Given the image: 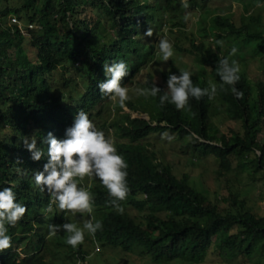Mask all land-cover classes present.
I'll use <instances>...</instances> for the list:
<instances>
[{"label":"trees","instance_id":"obj_1","mask_svg":"<svg viewBox=\"0 0 264 264\" xmlns=\"http://www.w3.org/2000/svg\"><path fill=\"white\" fill-rule=\"evenodd\" d=\"M12 1L19 2L0 11V190L14 185L17 202L27 208L15 226L6 224L15 246L24 242L25 258L19 260L17 251H5L0 264H16L17 259L19 264H48L44 258L49 246L48 226L65 223L66 211L57 209L55 204L51 212L46 211L50 196L36 186L34 173L42 171L48 160V133L57 139L65 138V130L73 125L80 109L91 120L95 119L93 123L106 137L114 130L117 138L129 142L115 143L128 163L129 192L119 202L124 212L119 214L112 208L107 190L100 183V188L91 192L94 213L97 211L93 216L102 221L103 228L94 237L85 231V240L147 257L146 261L154 264H198L211 248L229 261L255 254L264 257V216L256 215L237 192H230L220 201H210L191 184L188 174L175 175L171 165L159 160L157 152L142 143L151 134L167 131L176 141H184L181 149L185 153L190 150L191 156L199 160L214 158L218 162V178L231 171L232 158H236L239 167L251 174L253 180L260 178L264 182V84L258 83L254 94L249 81L239 74L236 87L244 93L243 99H237L228 85L222 89L216 67L218 60L226 56L221 54L215 38L212 52L204 42L195 44L193 35L174 33L177 24H170V16L166 21V14L170 15L175 0H0ZM194 1L188 3L187 13H193ZM87 11L95 12V18L87 19ZM9 15L16 19L23 15L27 24L18 21L25 27L26 35L11 21L7 24L5 19ZM246 20L236 25L231 15L215 16L211 23L226 35L243 37L238 39L237 46L258 41L262 49L264 33L254 32L252 27L264 23V19L249 16ZM167 24L175 52H188L194 59L181 67L169 64L158 71L157 81L146 72L142 87L156 85L164 90L170 73L187 70L192 73L194 86L206 88L209 81L202 74L204 68L217 85L216 96L200 100L190 97L194 115H189L170 103L160 107L162 91L157 97L150 96L155 101V116L151 117L155 126L128 116L118 123L105 121L100 110L107 108L111 100L98 89V84L106 79L103 64L123 60L128 75L121 84L131 85L151 53L145 52L148 41L155 42ZM29 25L32 27L28 28ZM149 27L153 32L150 37L144 35ZM211 32L207 31L205 37H213ZM184 40L189 42L188 48H183ZM26 45L34 51L33 58L28 55ZM79 86L83 91L77 89ZM132 103L133 100H128L126 107L134 110ZM215 106L222 108L230 122L239 123L241 132L227 127L219 136L214 134L209 123L216 117ZM190 132L196 135L190 137ZM33 135L37 147L44 151L40 161L31 159L23 142L25 137L31 142ZM17 159L22 163L17 164ZM17 168L21 170L19 173ZM220 202L228 206L221 208ZM59 245L63 247L55 252L62 253L60 264H64V259L68 264L86 260L87 251L82 244L75 249L66 241Z\"/></svg>","mask_w":264,"mask_h":264},{"label":"rangeland","instance_id":"obj_2","mask_svg":"<svg viewBox=\"0 0 264 264\" xmlns=\"http://www.w3.org/2000/svg\"><path fill=\"white\" fill-rule=\"evenodd\" d=\"M19 1H12L9 3L0 2V11L5 8H11L15 6ZM190 0H188V3ZM261 5L257 7V5ZM174 7L170 10V15L166 14V21L168 18L170 24L176 23L177 26L173 28L174 33L183 32L186 37L193 35L195 37V44L199 42H204L206 49L214 51V38L217 41H223V44H218L220 46L221 54L230 58L231 60H236L240 66V75H242L252 86L253 92L255 94V88L258 83L264 84V47L261 49V45L258 41L248 42V45L237 46L240 39L243 37L236 38L231 35H226L224 31L212 26L211 20L215 16H232L233 22L236 25H240L241 22H246L249 16L258 17L260 20L264 19V0L261 2L248 3L245 0L239 1L238 3L229 2L228 0H195L193 4V13H187V8L182 7L181 0H175L173 3ZM190 7V5H189ZM188 7V8H189ZM185 9V10H184ZM185 15L189 16L187 22L185 21ZM95 12H86L85 17L89 20L95 18ZM12 18H16L13 15L7 16V24ZM21 24H27L24 20L23 15L21 19H17ZM258 24V23H257ZM252 25V24H251ZM170 25L167 24L163 28V32L159 33L155 43L149 44L145 47V52H151L147 57L146 63L143 64L139 70V74L133 80L131 85H128L129 89V100H133L135 108L134 110L118 108L116 103L110 101L107 108H101V117L108 121L109 123H118L123 120L124 117L128 116L130 119H141L148 121L152 125H156L151 117L155 115V101L151 97L138 96L134 89L136 87H142L144 76L146 72H150L153 76L154 81L158 80V71L160 69H165L169 64L174 63L177 67L183 66V64H190L193 61L188 52H183L181 54L177 51L167 62L163 61L158 56V43L162 38H167L173 45L174 39L169 35L167 31ZM209 30H213L212 35L205 37V33ZM252 31L264 33V23L261 22L257 27H252ZM184 39V35H182ZM218 36V37H217ZM219 36L221 38H219ZM240 38V39H239ZM212 39V40H211ZM239 39V40H238ZM183 48H188L189 42L184 40L182 43ZM250 44V45H249ZM233 47L238 49L235 56H230L229 53ZM28 55L33 58L34 51L28 46H25ZM195 69V66H193ZM202 74H205V78L212 83L213 78L210 77L206 69L202 68ZM55 78H59L58 74H54ZM208 82V83H209ZM78 90L83 91L79 86ZM216 104V103H215ZM217 105V104H216ZM99 107V106H98ZM217 106H215L216 108ZM217 112L215 113V118L209 123L211 131L219 136L220 132L224 133L227 127L233 128L241 132V127L239 123L230 122L228 118L222 113V108L217 107ZM211 112V109H210ZM100 117V116H99ZM151 118V119H150ZM95 119H92L94 121ZM126 125L125 122H122ZM120 124V123H119ZM114 131V130H113ZM219 131V132H218ZM111 133V132H110ZM112 136V135H111ZM114 139V138H113ZM259 140L261 138L259 137ZM142 143L148 145L151 150L154 149L157 152V157L164 163H168L172 166L175 175L180 176L182 174H188L191 179V184L200 192H202L210 201H220L221 198H227L230 192H237L238 197L246 201L247 207L252 209V211L258 216H264V182L256 178L253 180L251 174L247 173L239 167L238 160L232 158L231 166L232 169L228 173H224L223 177H217L218 172V162L212 158L207 157L204 159H196L192 157L188 152H184L185 144L183 142L176 141L174 138L171 142L166 139H161L160 134L149 135ZM181 146L183 149H181ZM82 186L89 188L93 191L100 188V181L95 177H86L80 182ZM221 208L227 207L228 203H219ZM130 215L134 212L127 210ZM97 212V211H96ZM95 212V213H96ZM94 211L91 214H95ZM88 214L81 215L79 213L73 214L72 212H67L65 215V222H71L81 226L83 222L87 219H91ZM85 237H87L85 232ZM48 241V252L45 254L44 258L48 264H60L59 260L62 258L61 251L56 253L55 251L63 247L66 241V233L63 231L58 232L55 236H49ZM12 247L14 245L12 244ZM25 247L24 242L17 245V250L20 251ZM88 252V257L86 262L83 264H154L148 263L147 257L140 258L135 254H127L122 252L120 249H108L100 247L99 244H94L85 240L82 246ZM96 249H98L97 252ZM64 264H68L65 259ZM82 264V263H80ZM161 264H179V263H161ZM198 264H264V257L261 254H255L247 259L238 260H226L221 257L214 248H211L207 253L206 257Z\"/></svg>","mask_w":264,"mask_h":264},{"label":"clouds","instance_id":"obj_3","mask_svg":"<svg viewBox=\"0 0 264 264\" xmlns=\"http://www.w3.org/2000/svg\"><path fill=\"white\" fill-rule=\"evenodd\" d=\"M181 4L184 8L189 7L188 0H181ZM260 6L257 5V7ZM184 19L187 22L189 16L185 15ZM144 35L152 36V29L149 27ZM155 42L150 40L148 45ZM217 43L222 45L223 41H217ZM237 51L238 49L233 47L229 55L235 56ZM157 54L165 62L173 57V45L167 38L159 40ZM103 70L106 79L98 84L99 91L114 103H118L121 109H124L126 102L130 99L129 89L121 84V81L128 75L127 64L123 60L110 64L104 63ZM216 73L220 78L222 89L224 85H228L231 93L237 99H243L244 93L236 87L240 80V66L236 60L230 61L227 57L220 58ZM191 75L192 73L187 70H183L179 74L170 73L167 77L166 89L162 90L156 85H152L151 87H136L134 91L138 96L144 97H157L163 91V94L159 95L160 107L170 103L175 105L178 111H185L189 115H194L189 105V98L193 97L200 100L207 96L212 99L217 94V85L209 82V86L206 88L194 86ZM145 83L147 82L145 81ZM195 135V133H189L190 137ZM174 138L167 131L161 134V139H166L169 142ZM30 140L31 142H29V137H25L24 145L31 153V159L40 161L44 156V151L37 147L35 135ZM116 141L119 144L129 143L126 139L117 138L115 131L112 130L106 137L104 131L98 130L88 113L82 109L78 110L75 115L73 125L65 130V138L57 139L51 132L48 133L46 138L49 145L47 149L48 160L43 165L42 171L34 173L36 186L41 191H47L50 196L47 212H51L55 208L53 206L55 204L57 209L66 211V213L69 211L73 214L91 216L94 211V197L89 188L82 186L80 182L86 177H95L107 190L109 204L112 208L117 213L123 214L124 209L119 202L124 201L129 192L127 184L128 163L123 155L118 152L115 146ZM256 151L259 155V150ZM16 163L20 164L22 161L17 159ZM20 171V168H17V172ZM13 187L14 185L0 190V256L7 253L5 251H17L20 260V258H25V253H23L25 247L20 251L17 250L18 248L13 243L11 236L7 234L6 224L15 226L24 217L27 208L17 202ZM48 227L50 236H55L60 231L66 233V243L75 249L81 244L84 245L85 231L94 237L98 230H102L103 223L92 215L91 219L85 220L80 227L71 222H65L62 225L50 224ZM97 251L98 249L95 252ZM87 257L88 252L85 258ZM19 260H16V264H19ZM85 262L86 260L78 259L75 260L74 264Z\"/></svg>","mask_w":264,"mask_h":264},{"label":"built area","instance_id":"obj_4","mask_svg":"<svg viewBox=\"0 0 264 264\" xmlns=\"http://www.w3.org/2000/svg\"><path fill=\"white\" fill-rule=\"evenodd\" d=\"M11 22L13 23V24H16L17 26H18V29L20 30V32L23 34V35H26L27 34V31H26V29H25V27H23L21 24H20V22L16 19V18H12L11 19ZM32 26H28V28H31Z\"/></svg>","mask_w":264,"mask_h":264}]
</instances>
